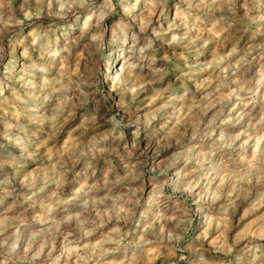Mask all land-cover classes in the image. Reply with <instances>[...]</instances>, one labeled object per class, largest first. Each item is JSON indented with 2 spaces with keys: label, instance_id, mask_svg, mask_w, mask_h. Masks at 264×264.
Listing matches in <instances>:
<instances>
[{
  "label": "clouds",
  "instance_id": "obj_1",
  "mask_svg": "<svg viewBox=\"0 0 264 264\" xmlns=\"http://www.w3.org/2000/svg\"><path fill=\"white\" fill-rule=\"evenodd\" d=\"M0 264H264V0H0Z\"/></svg>",
  "mask_w": 264,
  "mask_h": 264
}]
</instances>
